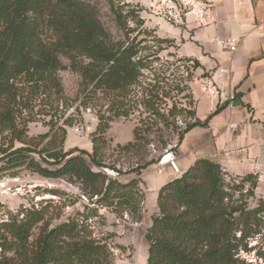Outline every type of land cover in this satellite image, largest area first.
I'll list each match as a JSON object with an SVG mask.
<instances>
[{
  "label": "trees",
  "instance_id": "obj_1",
  "mask_svg": "<svg viewBox=\"0 0 264 264\" xmlns=\"http://www.w3.org/2000/svg\"><path fill=\"white\" fill-rule=\"evenodd\" d=\"M101 1L121 34L118 40L100 21ZM119 2L0 0V160L7 167H25L45 179H67L77 183L90 200L96 197L98 206L136 214L139 192L133 190L142 181L122 184L103 171L107 168L104 152L110 144L105 134L110 125L142 109V129H134L132 142L115 147L116 152L144 161L141 170L158 161L147 160L146 136L153 128L177 130L180 144L194 128L206 127L210 117L201 122L195 107L187 110L173 101L181 94L191 99L189 84L199 63L177 59L184 65L176 67L170 84L169 77L153 67L162 51L160 44L168 41L151 37L141 29L144 22L139 11H125L129 6ZM147 37L152 38L151 45ZM67 71L79 77V107L98 108L91 153L63 150L66 127L73 125L71 117L61 125L58 122L64 116H60L62 110L70 107L60 78ZM167 100L172 104L165 108ZM34 101L44 107L49 130L28 137L26 123L31 119L20 118ZM180 117L189 120L184 128L176 126ZM110 169L115 171L113 166ZM225 175L218 164L198 159L179 178L160 188L158 215L145 234L146 264H247L237 255L251 250H257L264 263V203L249 209L246 202L234 198L249 182L251 196L257 177L244 176L231 186ZM136 176H140L137 171ZM45 210L31 208L21 219L12 217L0 224V264H113L105 240L92 236L87 216L50 226ZM257 237L261 243L248 248L249 241Z\"/></svg>",
  "mask_w": 264,
  "mask_h": 264
},
{
  "label": "rangeland",
  "instance_id": "obj_2",
  "mask_svg": "<svg viewBox=\"0 0 264 264\" xmlns=\"http://www.w3.org/2000/svg\"><path fill=\"white\" fill-rule=\"evenodd\" d=\"M208 1L120 0L119 2L121 5L126 4L129 6L125 8V11L129 9L139 11L140 19L144 22L141 29L148 31L151 37L168 41V43L160 44L159 47L162 48V51L158 54L159 60L153 62V67L157 70V73L160 74L161 72L164 77H169L167 80L170 84L175 80L172 74L176 67L184 65V63L176 62L177 59L182 57L177 54L178 42L173 40L172 37L175 33L181 32L184 34L185 31L187 32L186 27L190 19L193 18L192 20L196 22L207 19ZM99 7L102 25L116 40L120 39L121 34L113 22L108 7L102 1ZM129 25L135 27L132 22H129ZM151 37H147L149 45H151V42H149L152 39ZM188 65L192 67L191 63H188ZM145 77H151V75L145 73ZM60 78L70 107L62 110L60 116H64L58 118L59 125L68 117L73 119V125L66 127L67 135L63 150L67 153L76 151V154L91 153V136L97 126L96 111L98 108L91 106L88 108L79 107L77 93L80 80L78 76L67 71L60 73ZM206 78V73L201 74L198 69L192 71V82L189 84L191 99H184L185 94H181L175 97L173 101L180 103L182 107L188 110L195 107V93L203 96L204 99L209 98L206 92L203 91L202 85ZM171 94L175 95L176 93ZM190 102L191 105H189ZM171 104L172 101L167 100L164 107L168 108ZM43 110L44 107L40 105V102L34 101L30 110L22 113L21 120L31 119V122L26 123L28 137H36L48 132L49 128L46 124L49 117L42 113ZM29 113L31 115L28 116ZM141 113L142 109H139L127 120L119 119L110 125L105 134L106 139L110 140V144L104 152L107 168L103 170L109 176L110 173H113L111 177L122 184H126L133 179L142 181L133 190V193L139 192L136 196L138 205L136 214L126 210H118L114 207L98 206L94 203L96 197L90 200L88 196L82 193L77 183H71L67 179H45L29 172L25 167H7L5 161L0 160V224L9 221L12 217L21 219L22 213L31 208L40 209L45 207L46 219L49 221L50 226L65 222L70 218L83 219L87 216L92 236L105 240L112 253L113 264H146L148 245L145 241V234L152 225V218L158 215L156 202L159 190L157 191L155 184L159 180L165 182L168 179L167 173L162 171L159 163L168 153L172 154L174 163H176L175 160L184 151L185 136L189 132L179 144L177 130H164L161 127L158 130L153 128L151 133L146 136L147 141H149L146 147V153L149 155L147 160L158 159V161L140 170L139 167L144 161L139 160L133 154L116 152L115 147L133 141L134 129L136 127L142 129L139 121L145 116L144 114L140 116ZM185 123H189L186 117L176 119L178 128H184ZM19 147V144H15V148ZM189 160L191 158L186 157L182 161ZM110 166H113L115 171L111 170ZM154 168L156 172H152ZM136 171L140 173L139 177L136 176ZM253 176L257 177L253 194L248 196L247 191L252 185L249 182L244 184L243 190L236 191L234 195L235 199L246 202L249 209L256 208L260 202L264 203V176ZM242 178L226 174L225 182L231 186L237 185ZM152 200L155 203H152ZM260 243L261 237H257L249 241L248 248H254ZM237 256L245 260L247 264H264L258 258L257 250H251L248 253L240 251Z\"/></svg>",
  "mask_w": 264,
  "mask_h": 264
},
{
  "label": "crops",
  "instance_id": "obj_3",
  "mask_svg": "<svg viewBox=\"0 0 264 264\" xmlns=\"http://www.w3.org/2000/svg\"><path fill=\"white\" fill-rule=\"evenodd\" d=\"M207 7V19H190L187 32L172 39L178 42L177 54L197 61L199 72L207 74L227 101L195 93L196 119L210 120L185 136L183 156L174 163L178 172L161 166L168 179L155 184L157 191L198 159L218 164L231 176H264V0H209ZM229 38L239 40L235 52L220 46ZM186 157L191 160L183 162Z\"/></svg>",
  "mask_w": 264,
  "mask_h": 264
},
{
  "label": "built area",
  "instance_id": "obj_4",
  "mask_svg": "<svg viewBox=\"0 0 264 264\" xmlns=\"http://www.w3.org/2000/svg\"><path fill=\"white\" fill-rule=\"evenodd\" d=\"M238 45H239V40L233 39V38H229L227 40L220 41V46L223 49L228 50L229 52H235ZM219 72H220V74H224L227 76L229 74V73H227V71H225L222 68L219 69ZM202 85H203V91L206 92L208 97L217 100L218 103H222L223 101H227V98L224 97L222 93H219V91L217 90V88L215 86V83L211 79H205L203 81ZM229 98H230V100H233V96H230ZM166 155H172V154L168 153ZM164 157L160 161L159 166L166 165L163 163ZM167 165H169L173 171L178 172L177 168L174 165V159L170 160ZM110 174L112 175L113 173H110Z\"/></svg>",
  "mask_w": 264,
  "mask_h": 264
},
{
  "label": "bare ground",
  "instance_id": "obj_5",
  "mask_svg": "<svg viewBox=\"0 0 264 264\" xmlns=\"http://www.w3.org/2000/svg\"><path fill=\"white\" fill-rule=\"evenodd\" d=\"M172 159H173V156H172V155H166V156L164 157V161H163V163H164V164H168L169 161L172 160Z\"/></svg>",
  "mask_w": 264,
  "mask_h": 264
}]
</instances>
